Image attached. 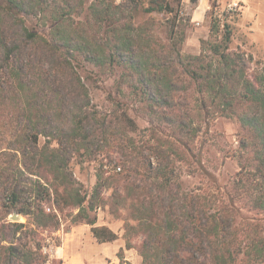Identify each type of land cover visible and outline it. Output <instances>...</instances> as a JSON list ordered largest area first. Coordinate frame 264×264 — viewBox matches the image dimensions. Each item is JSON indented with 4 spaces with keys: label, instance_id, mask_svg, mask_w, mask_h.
<instances>
[{
    "label": "trees",
    "instance_id": "1",
    "mask_svg": "<svg viewBox=\"0 0 264 264\" xmlns=\"http://www.w3.org/2000/svg\"><path fill=\"white\" fill-rule=\"evenodd\" d=\"M87 2L0 0V264H43L39 229H58L68 207L77 210L72 223L89 224L97 242L116 239L96 225V209L110 199L126 213L124 247L136 249L139 264L264 263V65L232 45L229 24L220 31L214 13L193 54L181 49L185 35L170 0ZM155 13L171 16L164 40L154 33ZM86 65L118 73L109 98L119 115L93 106ZM134 105L149 118L141 143L120 129H135ZM220 116L237 123L247 161L229 188L194 143ZM98 156L87 193L69 164ZM191 161L210 190L183 186L178 164ZM13 210L27 220H7ZM117 256L132 264L123 248Z\"/></svg>",
    "mask_w": 264,
    "mask_h": 264
},
{
    "label": "rangeland",
    "instance_id": "2",
    "mask_svg": "<svg viewBox=\"0 0 264 264\" xmlns=\"http://www.w3.org/2000/svg\"><path fill=\"white\" fill-rule=\"evenodd\" d=\"M87 1L88 4L92 0ZM170 1L178 10L179 19L176 22L177 27L184 31L185 36L181 46L183 52L193 54L199 52L200 40L207 37L212 20L211 15L214 13V15L219 17L220 31L222 30L221 24L223 22L229 24L232 31V45H239L245 51L252 53L253 57L260 61L258 67L264 65L263 43L257 45L251 41L250 35L248 34L250 29L249 24L243 22V19H241V12L244 9L242 2L239 1L240 6L237 11H230L227 9L229 0H180L178 6L175 0ZM244 1L247 5L245 10L246 15L249 16L253 9H258V23L264 24V0ZM144 17L146 18V16ZM152 17L154 19L153 30L155 35L164 40L168 33L170 14L155 13ZM31 22L35 23V18H32ZM252 67L257 69L255 64H251V68ZM83 75L87 77L84 79L88 86L93 106L103 114L112 115V117L119 115L120 107H117L109 98L110 96L114 97L116 95L115 80L118 77V73H101L91 66L86 65L83 69ZM128 114L134 119L135 129H126L124 126H121L120 129L125 136L135 140V143H141L150 135L149 118L145 112L139 110L135 105L131 106L128 110ZM239 137L240 132L237 123L230 118L220 116L211 123L207 132L201 130L194 142L196 145L195 148H199L201 152L204 167L215 174L218 179L217 182L220 185L226 184L228 188L236 172L240 170L241 164L247 163L246 156L243 158L239 157ZM114 155L118 158L117 154ZM100 157L102 156H98L97 159L91 161L85 159L79 161L78 158L71 160L69 167L77 180V184H80L82 191L90 193L96 181V173L99 167L98 158ZM194 166L192 161L188 164H178V173L180 175V180L183 182V186L187 188L201 187V190H210L211 186L209 185L208 178ZM109 167L110 166L106 165L103 169L107 170ZM107 173L108 172L104 174L107 175ZM224 188L226 187H223L220 191L221 193L218 194L219 197L221 195L224 196L222 192ZM109 194L110 190H103L102 192L104 197H108ZM235 204L240 205L243 212L249 210L250 202L246 200L238 201L236 199ZM116 210L117 208L112 205L111 199L108 200L106 207L97 208L96 225L108 226L117 233V238H120L124 243L123 223L124 217L126 219V213L123 210H118L117 212L121 213V216H119ZM76 211L75 207L65 208L60 214V225L56 230H52L51 228L39 229L37 238H40L43 246L48 244H52L53 246L57 245V243L60 244L61 231L66 230L70 224H73L72 216ZM8 215L6 217L7 220H9ZM26 220L27 218L21 215L20 222H25ZM140 240V237H133L134 243H138ZM131 249L134 253L138 254L136 249ZM51 264H58V262L52 259Z\"/></svg>",
    "mask_w": 264,
    "mask_h": 264
},
{
    "label": "crops",
    "instance_id": "3",
    "mask_svg": "<svg viewBox=\"0 0 264 264\" xmlns=\"http://www.w3.org/2000/svg\"><path fill=\"white\" fill-rule=\"evenodd\" d=\"M243 3V11L241 19L249 24V32L251 41L254 44H262L264 46V24H259L258 9H253L250 15H246V2L244 0H236ZM264 51V48H263ZM90 225L86 223L70 224L66 230L61 231V242L53 249V259L58 264H118L119 258L117 252L123 248V259L132 264H139L140 256L126 249L120 238L112 241L97 242L90 231ZM60 233V232H59Z\"/></svg>",
    "mask_w": 264,
    "mask_h": 264
},
{
    "label": "built area",
    "instance_id": "4",
    "mask_svg": "<svg viewBox=\"0 0 264 264\" xmlns=\"http://www.w3.org/2000/svg\"><path fill=\"white\" fill-rule=\"evenodd\" d=\"M239 6L240 3L236 0H229L227 3V9L230 11H237L239 9ZM55 246H53L52 244H48L42 247V252L46 255V259L43 264H51L53 259V249Z\"/></svg>",
    "mask_w": 264,
    "mask_h": 264
},
{
    "label": "water",
    "instance_id": "5",
    "mask_svg": "<svg viewBox=\"0 0 264 264\" xmlns=\"http://www.w3.org/2000/svg\"><path fill=\"white\" fill-rule=\"evenodd\" d=\"M8 219L10 221H20L21 219V215L19 213H17L16 211H12L9 215H8Z\"/></svg>",
    "mask_w": 264,
    "mask_h": 264
}]
</instances>
